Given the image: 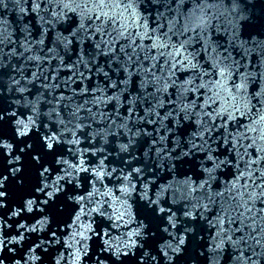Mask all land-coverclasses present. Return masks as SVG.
I'll list each match as a JSON object with an SVG mask.
<instances>
[{
    "label": "snow or ice",
    "instance_id": "obj_1",
    "mask_svg": "<svg viewBox=\"0 0 264 264\" xmlns=\"http://www.w3.org/2000/svg\"><path fill=\"white\" fill-rule=\"evenodd\" d=\"M0 264H264V0H0Z\"/></svg>",
    "mask_w": 264,
    "mask_h": 264
}]
</instances>
